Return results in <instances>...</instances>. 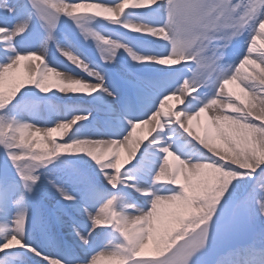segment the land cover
Segmentation results:
<instances>
[{"label": "snow or ice", "instance_id": "6c2138e0", "mask_svg": "<svg viewBox=\"0 0 264 264\" xmlns=\"http://www.w3.org/2000/svg\"><path fill=\"white\" fill-rule=\"evenodd\" d=\"M0 264H264V0H0Z\"/></svg>", "mask_w": 264, "mask_h": 264}, {"label": "bare ground", "instance_id": "6f19581e", "mask_svg": "<svg viewBox=\"0 0 264 264\" xmlns=\"http://www.w3.org/2000/svg\"><path fill=\"white\" fill-rule=\"evenodd\" d=\"M91 11H92V10L81 9V14H90ZM25 63H28V62H25ZM36 63H37L36 61H32V62H31V65L34 66ZM25 70H26V69H25L24 66L22 65L21 68H20V74H23V72H24ZM231 87H232L233 90H234V85L231 86ZM238 91H239V94L242 95V93H240V90H238ZM169 104L172 105V106H174V107H178V106H179V105H177V103H176L175 100L170 101ZM150 127H151V126L149 125V126H146V127L143 128V129H139V130H138V135H144V136H146L147 131H148V128H150ZM55 135H56L57 137L60 136V134H55ZM65 138H66V136H65Z\"/></svg>", "mask_w": 264, "mask_h": 264}, {"label": "rangeland", "instance_id": "374dc122", "mask_svg": "<svg viewBox=\"0 0 264 264\" xmlns=\"http://www.w3.org/2000/svg\"><path fill=\"white\" fill-rule=\"evenodd\" d=\"M239 89L238 88H236V86L234 85V91L236 92V93H238L239 94V91H238Z\"/></svg>", "mask_w": 264, "mask_h": 264}]
</instances>
